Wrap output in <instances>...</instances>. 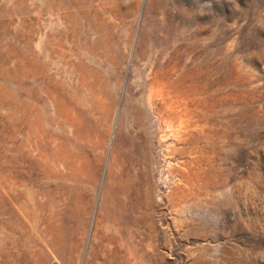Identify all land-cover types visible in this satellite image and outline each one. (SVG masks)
I'll return each mask as SVG.
<instances>
[{"label": "rangeland", "instance_id": "374dc122", "mask_svg": "<svg viewBox=\"0 0 264 264\" xmlns=\"http://www.w3.org/2000/svg\"><path fill=\"white\" fill-rule=\"evenodd\" d=\"M53 260L264 264V0H0V264Z\"/></svg>", "mask_w": 264, "mask_h": 264}, {"label": "bare ground", "instance_id": "6f19581e", "mask_svg": "<svg viewBox=\"0 0 264 264\" xmlns=\"http://www.w3.org/2000/svg\"><path fill=\"white\" fill-rule=\"evenodd\" d=\"M157 91L160 92V90H157V89L155 90L153 88L151 89V94H149V100L150 101L154 102V100H156L157 94H158ZM70 116H71L70 118H73L75 116L73 110L70 111ZM36 128H37V130L35 131V133L32 136L29 133V134H27V137L26 136L23 137L22 145L27 150H29L31 152V154L34 155L35 159L40 160V161L44 160L46 162H49V160H50L51 163H49L47 165L53 166L52 169L56 170V171H60V174L62 175L63 174V169L66 166L67 162L70 163V161L67 159L68 152L65 153V151L62 148L58 147L56 149L53 148V150L51 152L52 156L50 155L49 158H48V155L42 154L40 152V144H39V140H38V137H37V135H38V127H36ZM54 131L55 130H53V132H51V130H49L48 133H44V136L46 138H48V141L50 140L49 138L52 136V134L55 133ZM67 146H69L68 148L70 150L71 149L70 141H68ZM61 151L64 154H61ZM70 151H71L70 154L76 153L75 150H70ZM68 157L70 158V160H73V158H74L71 155H69Z\"/></svg>", "mask_w": 264, "mask_h": 264}, {"label": "crops", "instance_id": "0c3cea01", "mask_svg": "<svg viewBox=\"0 0 264 264\" xmlns=\"http://www.w3.org/2000/svg\"><path fill=\"white\" fill-rule=\"evenodd\" d=\"M20 264V263H19ZM43 264H62L61 262H59V261H55V260H53V261H49V262H46V263H43Z\"/></svg>", "mask_w": 264, "mask_h": 264}]
</instances>
